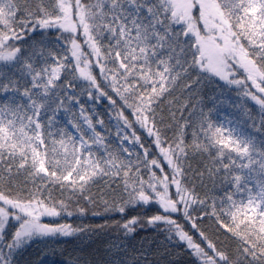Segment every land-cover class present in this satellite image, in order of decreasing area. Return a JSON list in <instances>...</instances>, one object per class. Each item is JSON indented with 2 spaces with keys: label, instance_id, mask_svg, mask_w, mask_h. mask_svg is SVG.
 <instances>
[{
  "label": "snow or ice",
  "instance_id": "6c2138e0",
  "mask_svg": "<svg viewBox=\"0 0 264 264\" xmlns=\"http://www.w3.org/2000/svg\"><path fill=\"white\" fill-rule=\"evenodd\" d=\"M225 89L259 120L214 122ZM105 101L107 125L88 107ZM153 206L113 227L160 229L198 264H264V0H0V264L86 231L44 218Z\"/></svg>",
  "mask_w": 264,
  "mask_h": 264
},
{
  "label": "trees",
  "instance_id": "16d2710c",
  "mask_svg": "<svg viewBox=\"0 0 264 264\" xmlns=\"http://www.w3.org/2000/svg\"><path fill=\"white\" fill-rule=\"evenodd\" d=\"M95 71L98 75L99 70L96 69ZM239 95L235 89H225L223 95L217 96V100L223 101V103L218 104L216 111L212 114L214 122H225L227 127L226 121L228 119L240 118L242 123L246 121L247 125L250 126L252 119L248 118L249 114L254 119L259 120V106L250 98L247 100L238 98ZM211 106L209 105V107ZM109 111L106 101L97 108V113L105 120L106 125L109 121ZM184 115L187 117L188 113L185 112ZM111 130L113 132L112 128ZM191 131V129L188 130L187 142L189 143L192 140ZM137 134L141 136L144 146L155 153L152 140L147 137V133L138 131ZM168 134L171 135L172 133L169 132ZM112 143L114 146L115 141ZM207 159V156H197L191 163L194 168L202 169ZM189 177L191 183L198 186L197 191L201 195L205 191L217 197L222 195L218 189H213L211 181L206 180L205 186L200 187L199 180L193 177L191 172H189ZM117 183L119 181H114L112 187H115ZM104 185L105 181L100 180L93 190L102 188ZM156 210L155 206L147 210L136 209L129 211L123 219L119 214H103L102 209H91L84 216L74 214L72 217L49 218L44 222L67 223L74 228L79 227L86 229V231L74 233L71 236H56L36 240L18 257L19 264H117V262H128V264H198L190 252L185 250L184 245L178 244L175 240L169 241L166 239V234L160 229L138 226L134 234L125 238L123 233L118 232L113 227L116 221L123 223V220L133 215L150 216L155 214ZM93 212H100L101 215H93ZM201 226L218 242V246L227 247L229 250L235 248L236 241L231 238L230 234L226 235L223 232L214 234L215 224L213 220L205 219L201 222ZM187 228L188 226H186V230Z\"/></svg>",
  "mask_w": 264,
  "mask_h": 264
},
{
  "label": "rangeland",
  "instance_id": "374dc122",
  "mask_svg": "<svg viewBox=\"0 0 264 264\" xmlns=\"http://www.w3.org/2000/svg\"><path fill=\"white\" fill-rule=\"evenodd\" d=\"M197 15H198V13H197ZM100 105V104H99ZM99 105H95V106H93V105H88V107H90V108H92V107H94L95 108V111L97 112V108L99 107ZM115 123V121H113V124ZM112 129H113V134L115 133V131H116V129H115V127H112ZM105 134H107V133H105ZM135 151V150H134ZM142 151V150H141ZM174 190V189H173ZM47 219H49V218H44V220H47Z\"/></svg>",
  "mask_w": 264,
  "mask_h": 264
}]
</instances>
